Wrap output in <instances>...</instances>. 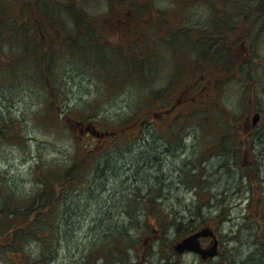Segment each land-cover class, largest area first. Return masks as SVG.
Here are the masks:
<instances>
[{
    "label": "trees",
    "instance_id": "1",
    "mask_svg": "<svg viewBox=\"0 0 264 264\" xmlns=\"http://www.w3.org/2000/svg\"><path fill=\"white\" fill-rule=\"evenodd\" d=\"M187 1L168 0L169 5L161 8L155 4V0H0V88L8 89L9 95L14 97L16 89L23 85L24 91L28 88L29 93L39 95V109L34 111V118L45 129L57 127L58 132H65L72 138L67 152L48 158L39 157L29 166L28 190L12 189L0 174V258L3 264H50L55 259L66 237V230H61L58 223L70 215L68 202L96 177L103 163L97 151L104 147L101 142L106 136L123 139L127 135L133 139L136 132L142 133L146 124L155 126L162 119L169 118L167 140L170 135L177 136L181 126L196 124L203 131L213 133L212 129H216V140L208 151L219 153L221 149L227 152L231 146L240 147L241 141H233L227 133L230 126L209 123L206 110L197 109L202 100L189 105L191 108L188 112H176L181 106H188L187 101L195 100L203 90L202 85L195 89L193 86L189 96L176 98L158 112L150 106L162 96V91L147 89L140 103L114 123L102 121L104 118L97 116L96 105L87 104L76 111L64 105L68 80L64 78L66 72L63 69L68 64L76 65L77 58L84 61V69L96 74L99 81H111L110 87L115 84V90L123 83L146 76L153 71V66L161 65L162 48H158L162 43L165 48L171 47V43L180 45L178 40H173L180 36L186 45L193 30L197 32L193 35L195 40L202 38L206 41L209 66L222 74L214 81L219 91L222 83L241 73L245 80L251 79L249 72L254 69L253 62L256 60L253 48L259 34L264 39V0H231L230 5L226 0H220L221 3L217 0L218 3L200 0L212 18L210 27L188 23L187 17H182L181 11ZM99 5L104 7L102 13L95 11ZM231 8L235 10V19L229 22L233 13ZM169 17L178 21L172 22ZM127 37L129 44H126ZM155 40L157 47L153 44ZM193 47L190 46L191 49ZM179 52L177 48L176 56ZM202 54V51H195L199 65L196 60L188 61L186 58V68L200 66ZM174 61L175 64L179 63L178 60ZM109 86H104V89L109 90ZM99 93L104 95L102 89ZM224 108L213 106L210 113L217 112L220 116L227 114L235 120L234 113ZM72 112L76 115H72ZM181 117L189 118V122L177 124ZM23 124L9 107L0 108V141L22 137ZM135 124L139 127L132 131L131 126ZM245 131L246 127L242 129V132ZM226 139L228 145H225ZM116 144L114 142L110 146ZM200 153L187 170V184L203 192L205 167L202 162L207 148ZM226 160L221 168L229 169L232 163L228 164ZM199 168L204 170L197 175ZM240 176L247 177V186L251 191L248 200L254 199L256 202L251 215L257 228L252 236L259 249V264H264V196L256 195L254 188L257 185L251 181L244 167H240ZM127 194L125 204L128 208L124 223L102 235L96 246L85 254L83 264H177L171 257L181 253L173 250L172 244L167 246L165 234L173 229L174 239H177L184 216L177 215L178 211L172 206L168 208L163 204L161 182L156 180L144 191L140 186L132 187ZM195 196L193 215L199 227L208 225V220L227 217L228 210L221 207L225 206L221 199L216 198L221 206L216 205V214L209 216L202 213V208L212 205L213 196L209 192L206 197H203L204 194ZM185 230L190 231L187 227ZM148 238L154 239L147 243ZM154 241H157L155 251L151 249ZM167 249L172 251V255ZM153 252L158 256V261L154 263L150 260ZM222 263L232 264V261L224 255Z\"/></svg>",
    "mask_w": 264,
    "mask_h": 264
},
{
    "label": "rangeland",
    "instance_id": "2",
    "mask_svg": "<svg viewBox=\"0 0 264 264\" xmlns=\"http://www.w3.org/2000/svg\"><path fill=\"white\" fill-rule=\"evenodd\" d=\"M199 1L185 2L186 6L181 11L182 17H187L188 23L210 27V20H212L210 13L205 4H200ZM217 1L221 3L220 0ZM226 3L230 5L231 0H226ZM155 4L161 8L169 5L168 0H155ZM95 11L102 13L104 7L99 5ZM230 11H233L232 8ZM234 12L235 10L230 14L229 22L234 21ZM169 19L172 22L178 21L174 17ZM190 33L192 35H189L186 45L180 36L173 39L175 42L178 40L180 45L171 43V47L165 48L162 47L165 45L162 43L158 48V50L162 48L161 65L153 66L154 69L147 74L148 76L123 83L115 90H113L115 84L110 87L111 81L108 83L102 79L99 81L96 74L84 69L86 67L84 61L77 58L76 65L68 64L63 69L64 73L66 72L64 78L68 80L64 105L66 108H71V111L83 109L87 104L96 105L97 116L104 118L102 121L106 123H114L117 118L126 116L132 107L140 103L147 89L162 91V96L155 99L152 106L149 105L151 109L158 112L176 98L184 99L189 96L193 92V86L195 89L202 85L203 90L196 95L195 100L187 101L188 106H181L176 112H188L191 108L189 105L197 104L202 100L201 106L197 109L206 110V120L209 123H225L230 126L227 133L232 136L233 141H241L240 147H228L227 152L222 149L219 153L208 151L216 140L214 136L216 129H212L213 133H211L212 131H203V128H199L196 124L181 126L177 136L170 135L167 140L166 132L169 125L167 123L171 121L169 118L162 119L155 126L146 124L142 133L136 132V137L133 139L127 135H124L123 139H111L110 136H106L101 142L104 147L97 151V156L103 163L99 166L96 177L68 202L70 215H66L58 223L62 227L61 230H66V237L50 264H83L85 254L96 246L99 238L108 233L111 228L124 223L126 219L124 214L128 208L125 201L130 189L140 186L144 191L145 187L156 180L162 184L163 204L168 208L172 206L178 211L177 215L184 216V219L180 220L182 230L177 239L198 226L193 215L195 195L204 194L203 197H206L209 192L213 196L212 205L202 208L204 215L216 214V208L220 205L216 198L221 199L225 206H220L228 210L227 217L218 220L214 218L207 223L214 228L218 239L216 257L201 260L192 252H183L176 257L173 255L171 260H176L177 264H224L222 257L227 255L232 264L234 262L235 264L261 263L259 249L252 236L257 228L251 215L254 213L256 202L254 199L248 200L251 191L247 186V177L240 176V167L247 170L251 181L257 185L254 188L256 195L264 196V39L260 38L262 35L259 34V39L253 48L256 60L253 62L255 70L249 72L251 79L245 80L241 73L222 83L219 91L217 89L219 86H215L214 81L221 78L222 74L209 66L206 41L202 38L200 41L195 40L193 38V35L197 34L195 30ZM167 36L170 38L169 34ZM125 39L126 44H129L128 37ZM153 44L157 47L156 40ZM191 45L194 46L192 49ZM177 48L180 52L176 56ZM195 51L203 53V57H200L201 65L195 68L187 66L189 68L187 69L186 58L188 61L196 60L199 65ZM174 60H178L180 64H175ZM182 65H184L183 68L177 70ZM104 86H109V90H105ZM24 89L23 85L18 87L14 97L13 95L11 97L8 89L0 88V108L9 107V110L24 123L22 137L11 141L9 139L0 141V174L12 189L22 191L30 187L29 166L37 158H48L60 152L65 153L72 142V138L67 133L58 132L57 127L47 130L37 118H34V113L39 109V95L29 93L31 91L28 88L25 91ZM100 89L104 95L99 93ZM213 106L225 107L224 109L234 113L236 119L229 118L227 114H223L222 117L217 112L210 113ZM60 109L62 110V105ZM254 112H258L259 116L256 126L252 127L250 123ZM72 115L76 114L72 112ZM187 122L189 118L181 117L178 118L177 124ZM137 127L139 126L135 124L131 126V130ZM213 127L216 126L213 125ZM244 127L246 131L242 132ZM207 136L211 137L206 138ZM114 142L117 144L110 146ZM225 145H228L227 139ZM206 148L207 153L202 162L205 167L202 189L205 191L200 192L199 189L187 184V170L195 157L201 155L200 151H206ZM225 160L228 164L232 163L229 169L221 168ZM250 166L253 168L249 169ZM203 170L204 168H199L197 175ZM241 178L243 180L240 182ZM186 227L190 231H186ZM165 236L169 247L177 240L174 239L173 229H169ZM153 239L148 238L147 243ZM201 243L205 244L207 240H202ZM151 245V249L155 251L157 241L152 242ZM166 251L172 255V251L169 252V249ZM154 253L150 257L153 263L158 261V256ZM0 264H3L1 258Z\"/></svg>",
    "mask_w": 264,
    "mask_h": 264
},
{
    "label": "water",
    "instance_id": "3",
    "mask_svg": "<svg viewBox=\"0 0 264 264\" xmlns=\"http://www.w3.org/2000/svg\"><path fill=\"white\" fill-rule=\"evenodd\" d=\"M258 116L259 113L254 112L251 119L252 125L256 124ZM91 131L94 132L93 130ZM200 237H210L211 239L207 245L202 246L199 241ZM217 245H218V241L214 232L208 225H205L199 227L197 230L175 241V243L173 244V248L178 253H181L186 250L197 253L202 259H206L209 257H214L217 254L218 252Z\"/></svg>",
    "mask_w": 264,
    "mask_h": 264
},
{
    "label": "flooded vegetation",
    "instance_id": "4",
    "mask_svg": "<svg viewBox=\"0 0 264 264\" xmlns=\"http://www.w3.org/2000/svg\"><path fill=\"white\" fill-rule=\"evenodd\" d=\"M202 240H207L208 241V238H201V242H202Z\"/></svg>",
    "mask_w": 264,
    "mask_h": 264
},
{
    "label": "bare ground",
    "instance_id": "5",
    "mask_svg": "<svg viewBox=\"0 0 264 264\" xmlns=\"http://www.w3.org/2000/svg\"><path fill=\"white\" fill-rule=\"evenodd\" d=\"M192 253H193V252H192ZM217 254H218V252H217ZM217 254H216V255H217ZM216 255H215L214 257H216ZM214 257H211V259L214 258Z\"/></svg>",
    "mask_w": 264,
    "mask_h": 264
}]
</instances>
